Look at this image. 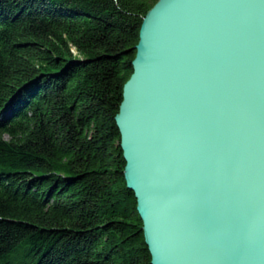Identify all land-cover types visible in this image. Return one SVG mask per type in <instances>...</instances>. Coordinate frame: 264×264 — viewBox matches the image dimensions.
<instances>
[{
    "label": "trees",
    "instance_id": "16d2710c",
    "mask_svg": "<svg viewBox=\"0 0 264 264\" xmlns=\"http://www.w3.org/2000/svg\"><path fill=\"white\" fill-rule=\"evenodd\" d=\"M157 1L0 0V264H149L114 117Z\"/></svg>",
    "mask_w": 264,
    "mask_h": 264
},
{
    "label": "water",
    "instance_id": "95a60500",
    "mask_svg": "<svg viewBox=\"0 0 264 264\" xmlns=\"http://www.w3.org/2000/svg\"><path fill=\"white\" fill-rule=\"evenodd\" d=\"M114 117L149 264H264V0H158Z\"/></svg>",
    "mask_w": 264,
    "mask_h": 264
},
{
    "label": "rangeland",
    "instance_id": "374dc122",
    "mask_svg": "<svg viewBox=\"0 0 264 264\" xmlns=\"http://www.w3.org/2000/svg\"><path fill=\"white\" fill-rule=\"evenodd\" d=\"M74 55L79 56V54L76 53V51H73Z\"/></svg>",
    "mask_w": 264,
    "mask_h": 264
}]
</instances>
